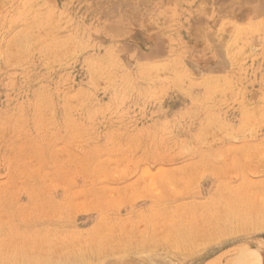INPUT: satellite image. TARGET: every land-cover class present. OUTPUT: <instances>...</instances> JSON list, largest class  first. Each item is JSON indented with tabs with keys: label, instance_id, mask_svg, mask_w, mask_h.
I'll list each match as a JSON object with an SVG mask.
<instances>
[{
	"label": "rangeland",
	"instance_id": "374dc122",
	"mask_svg": "<svg viewBox=\"0 0 264 264\" xmlns=\"http://www.w3.org/2000/svg\"><path fill=\"white\" fill-rule=\"evenodd\" d=\"M243 1L0 0V264H264Z\"/></svg>",
	"mask_w": 264,
	"mask_h": 264
},
{
	"label": "crops",
	"instance_id": "0c3cea01",
	"mask_svg": "<svg viewBox=\"0 0 264 264\" xmlns=\"http://www.w3.org/2000/svg\"><path fill=\"white\" fill-rule=\"evenodd\" d=\"M258 0H244L243 1V5L242 6H247V9L245 10V12L243 11L242 14H244V16L242 15V17H251L252 15L256 14L258 12V9L260 6H258ZM249 13V14H245V13Z\"/></svg>",
	"mask_w": 264,
	"mask_h": 264
},
{
	"label": "bare ground",
	"instance_id": "6f19581e",
	"mask_svg": "<svg viewBox=\"0 0 264 264\" xmlns=\"http://www.w3.org/2000/svg\"><path fill=\"white\" fill-rule=\"evenodd\" d=\"M40 9V8H39ZM132 19V18H131ZM155 184V183H154ZM155 186V185H154Z\"/></svg>",
	"mask_w": 264,
	"mask_h": 264
}]
</instances>
